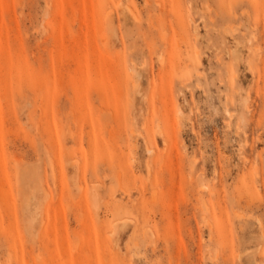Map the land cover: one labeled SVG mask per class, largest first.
Returning <instances> with one entry per match:
<instances>
[{
    "label": "rangeland",
    "instance_id": "rangeland-1",
    "mask_svg": "<svg viewBox=\"0 0 264 264\" xmlns=\"http://www.w3.org/2000/svg\"><path fill=\"white\" fill-rule=\"evenodd\" d=\"M0 264H264V0H0Z\"/></svg>",
    "mask_w": 264,
    "mask_h": 264
},
{
    "label": "bare ground",
    "instance_id": "bare-ground-1",
    "mask_svg": "<svg viewBox=\"0 0 264 264\" xmlns=\"http://www.w3.org/2000/svg\"><path fill=\"white\" fill-rule=\"evenodd\" d=\"M130 14L133 15V13H132L131 11H130ZM133 16H134V15H133ZM226 32H227V31H226ZM163 36H164V35H163ZM153 42L155 43V41H152L151 43H153ZM163 42H164V41L162 40V43H163ZM154 43H153V44H150V43L148 44L150 48H152V47L155 45V47H153L154 50H153V49H150V50H152V53H153V51H155V48L158 49V48H157V45H156L157 43H156V44H154ZM152 45H153V46H152ZM164 45H165V44H164ZM170 45H171V44H170ZM158 47H159V46H158ZM161 49H162V48H161ZM162 50H163V49H162ZM234 51H236V50H234ZM234 51H233V52H234ZM159 52H161V50H160ZM154 54H155V53H153V55H154ZM159 55L161 56L160 53H159ZM155 56H156L157 61H158V57H157V55H155ZM231 56H234V53H233V55H231ZM160 58H161V57H160ZM231 58H232V57H231ZM161 59H162V58H161ZM175 59H176V60H175L173 63H171L170 66H171V68H173L174 70L177 71V70H178V69H177V68H178V64H179L178 56H177V58H175ZM234 59L239 60L238 58H233V60H234ZM162 60H163V59H162ZM160 61H161V60H159V62H160ZM163 61H164V60H163ZM161 62H162V61H161ZM235 62H237V61H235ZM163 64H164V63H163ZM196 73L198 74V71H197ZM186 80H188V79H186ZM186 80H185V81H186ZM107 110H108V109H107ZM103 115H105V114H103ZM109 116H110V115H109ZM109 116H108V117H109ZM110 118H111V117H110ZM105 120H106V119H105ZM110 121H111V120H110ZM109 124H111V122H110ZM109 126H110V125H109ZM109 128H110V127H109ZM107 132H108V131H107ZM107 134H108V133H107ZM101 135H102V134H101ZM101 135H100V136H101ZM109 136H110V135H109ZM109 136H108V137H109ZM101 137H102V136H101ZM111 138H112V137H110L109 139H111ZM100 139H101V138H100ZM110 141H111V140H110ZM94 143H95V142H94ZM93 147H94V146H93ZM101 150H102V149H101ZM93 157H94V156H93ZM101 162H102V161H101ZM123 222H124V220H123ZM123 222H122V223H123ZM114 229H115V228H114ZM114 229H113V230H114Z\"/></svg>",
    "mask_w": 264,
    "mask_h": 264
}]
</instances>
